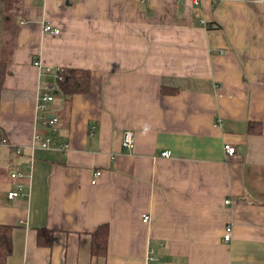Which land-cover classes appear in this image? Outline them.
I'll list each match as a JSON object with an SVG mask.
<instances>
[{"label":"crops","instance_id":"obj_1","mask_svg":"<svg viewBox=\"0 0 264 264\" xmlns=\"http://www.w3.org/2000/svg\"><path fill=\"white\" fill-rule=\"evenodd\" d=\"M4 62L0 225L15 227L6 264H149L150 251L156 264H264L262 0H0ZM64 68L92 72L90 94L68 106L53 93L43 113L59 118L67 153L34 142L53 134L37 102ZM32 156L31 178L13 179L31 173ZM18 184L24 196L9 199ZM104 224L101 257L92 241ZM39 230L54 232L51 246Z\"/></svg>","mask_w":264,"mask_h":264},{"label":"trees","instance_id":"obj_2","mask_svg":"<svg viewBox=\"0 0 264 264\" xmlns=\"http://www.w3.org/2000/svg\"><path fill=\"white\" fill-rule=\"evenodd\" d=\"M6 64L0 65V91L6 77ZM59 75V77H58ZM92 91V72L85 68H64L57 72L54 94H60L68 106L76 96H85ZM176 92V89L171 91ZM256 126L262 129V124L249 123V132H254ZM14 228L13 226L0 225V264H6L14 252ZM54 232L39 230L38 244L40 246H51ZM109 240V226L101 225L93 234L92 253L96 256H106Z\"/></svg>","mask_w":264,"mask_h":264},{"label":"built area","instance_id":"obj_3","mask_svg":"<svg viewBox=\"0 0 264 264\" xmlns=\"http://www.w3.org/2000/svg\"><path fill=\"white\" fill-rule=\"evenodd\" d=\"M264 2V0H262ZM42 30L44 33H51L54 35H59L61 31L59 29L53 28L51 25L48 24H42ZM35 65L37 67H41V64L39 61L35 62ZM47 72H51V68H47ZM57 77V74H56ZM59 77V75H58ZM55 90V84L54 85H48L44 88V91H42L38 96V102H37V112H38V123L48 126L52 129L53 134L49 136L43 137L42 134L39 132H36L34 136V142L35 144L39 145L41 149L49 150V149H58L62 153H67L70 149V145L67 143H60L58 139L55 137V133L57 132L58 126H59V118L57 116L53 115H44L43 113L47 111L49 108L50 103L54 99L53 92ZM1 144H8V141L6 139H3L0 141ZM123 148L127 151L132 152L134 150L135 146V137L134 134L131 131H125L123 134ZM35 147H33V150ZM225 153L227 155H234L236 154V147L232 144H226L224 147ZM35 151V150H34ZM17 153H21V151L18 149ZM171 156V153L169 151L163 152L162 157L168 158ZM33 162L34 157L32 156V161L30 165L28 166L29 171L31 172L29 175L24 174L22 172L14 171L11 173V177L13 179H21V178H31L32 171H33ZM102 175L101 171H95L94 178L92 181V184H96L99 177ZM24 196V186L22 184H18L8 193L9 199H14L16 197H23ZM227 204H232L231 200L226 201ZM150 220L149 216H144V222H148ZM231 227H227L224 233V240L225 242H229L232 238L231 235ZM161 258L159 256H156L154 254V251H150L149 255V264H156L157 261H160Z\"/></svg>","mask_w":264,"mask_h":264}]
</instances>
